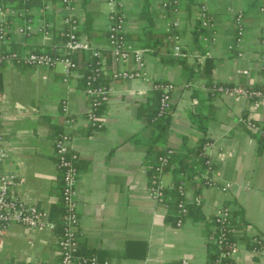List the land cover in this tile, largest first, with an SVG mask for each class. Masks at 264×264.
Masks as SVG:
<instances>
[{
	"label": "crops",
	"instance_id": "crops-1",
	"mask_svg": "<svg viewBox=\"0 0 264 264\" xmlns=\"http://www.w3.org/2000/svg\"><path fill=\"white\" fill-rule=\"evenodd\" d=\"M159 1L124 0V14L126 34L139 47L146 31L163 34L172 21L179 24L175 32L186 68L166 63L159 53L145 48L152 80L174 86L170 127L163 145L176 150L194 145L201 133L191 115L206 114L205 137L213 142L207 151L213 161L210 175L216 183H230L227 192L203 185L199 208L191 209L180 226L175 225V215L150 196L144 147L132 137L142 127L138 109L146 102L152 82L108 77L117 65L108 53L105 0H74L79 33L101 51L106 66L101 82L112 88L109 100L101 105L99 127L86 122L89 98L84 92V52L78 55L79 66L67 81L61 66L3 63L0 131L7 156L0 161V171L16 173L13 193L49 212L58 200L60 174L54 141L58 133L66 131L80 167L74 188L79 255L93 254L107 264H180L183 259L206 264L208 246L214 243L212 218L226 205L231 209L234 240H239L235 264H264V249L258 255L250 252L251 239L264 237V149L257 150L255 136L239 122L241 117H250L264 123V104L210 89L215 82L264 88V0H175L165 10ZM201 5L211 21V28L205 31L198 26ZM24 6L27 12L20 15ZM0 7L7 10L0 15L6 27V43L0 51L61 50L62 42H55L63 29L60 0H29L26 4L0 0ZM237 12L243 13L245 33L236 50L229 44L234 39ZM27 17L32 20V30L19 33L18 27L25 25ZM46 23L49 37L41 31ZM207 35L213 36L212 41ZM206 57L208 77L199 72ZM131 66L132 61L127 63ZM67 117L74 119L71 125L65 123ZM161 181L170 187L171 175H162ZM186 201H195L190 188ZM58 237L50 228L11 223L0 236V264L14 260L57 264Z\"/></svg>",
	"mask_w": 264,
	"mask_h": 264
},
{
	"label": "built area",
	"instance_id": "built-area-1",
	"mask_svg": "<svg viewBox=\"0 0 264 264\" xmlns=\"http://www.w3.org/2000/svg\"><path fill=\"white\" fill-rule=\"evenodd\" d=\"M26 4L29 0H16ZM175 0H160V7L165 10ZM62 4V35L64 41L61 43V50L59 52L47 51H29L26 53H19L14 50L0 51V65L3 63H23L28 66L48 67L54 68L61 66L63 73V80L67 81L69 77L74 74L77 69V64L72 55L75 52H84L87 58L96 57V65L88 75L84 77V92L89 98V107L87 108L86 122L93 127L100 125L101 117L99 115V108L102 104L109 100V95L112 91L111 85L108 83L98 82V76L105 72V62L102 58L101 51L95 48L84 36L79 33V20L76 16V8L74 0H60ZM108 8V48L111 52L113 64L116 68L112 69L108 75L111 79L132 80L136 78H143L146 81L152 82L153 88H158L161 91V99L159 106V113L169 110L172 103L171 93L173 91V84L169 82L155 83L148 74L145 62V53L147 49L135 45L132 41H128L125 35L126 31V16L124 14V0H105ZM263 10V8H260ZM7 10L0 7V15L4 16ZM200 15V24L204 27H211L210 15L207 12L205 5H201L198 9ZM27 12L25 6L19 11L20 15H25ZM4 20V19H3ZM0 21V46L6 43V27L5 22ZM177 21H172L167 27L166 32L169 33L168 40L171 42V52L174 55H182V45L180 37L175 29L178 26ZM32 20L30 17L26 18V23L18 27L19 33L28 34L32 30ZM50 25L44 24L41 26V31L44 36H50ZM245 33V25L243 21V13L237 12L234 17V39L229 47L237 50L241 44ZM213 39V38H212ZM242 53L238 52V56ZM132 61V66L127 67V63ZM89 65V64H88ZM264 70V66H263ZM213 88L223 95H233L237 98L246 100H253V104H264V88H250L238 84H224L215 82ZM74 119L67 117L65 123L71 125ZM239 122L245 126L250 132L264 137V126L250 117H241ZM70 136L68 132L59 133L54 141V151L58 159L57 166L63 169L62 175L64 179L63 199L66 207V213L63 216L64 225L62 233L57 240V252L59 254V262L57 264H107V261H100L95 255L81 256L78 254L79 240L77 235L78 215L75 209L74 188L78 172L72 165L71 159L66 157L70 151ZM213 147V142L208 140L203 146L204 153L208 156V169L205 175L206 186H216L222 192H227L230 188V183H216L213 179V161L207 154V151ZM7 152L4 145V136L0 131V161L4 160ZM76 157V154L71 156ZM17 174L14 172L0 171V236L5 228L11 223H21L30 227H46L54 230V222L49 218V212L45 211L36 205L28 204L19 198L13 189L16 185ZM164 188L159 174L153 175L149 183L150 196L166 206L164 200ZM178 217L175 220V225L180 226L183 218L188 214L186 203L180 201L178 203ZM214 233L213 242L220 249L216 264H222V259L230 258L234 260L235 255L239 249V240H234L229 244L228 249H222L223 243L226 242V233L231 227V209L224 205L217 209L214 214ZM227 246V245H226ZM264 249V237L254 236L251 239L250 252L254 255L260 254ZM1 264H42L40 262L24 263L20 261H8ZM180 264H190L186 259H183Z\"/></svg>",
	"mask_w": 264,
	"mask_h": 264
},
{
	"label": "trees",
	"instance_id": "trees-1",
	"mask_svg": "<svg viewBox=\"0 0 264 264\" xmlns=\"http://www.w3.org/2000/svg\"><path fill=\"white\" fill-rule=\"evenodd\" d=\"M199 30L205 31L209 30L211 27H204L200 23ZM125 35L128 41L126 31ZM169 33L165 32L163 34H155L152 31L148 30L145 32L144 37L141 39L143 48L152 49L155 53H159L161 59L166 63H178L183 65V67H187L186 60L182 55H174L172 52L170 53L168 46L170 45L168 40ZM107 38H108V30H107ZM208 41H212L213 36L207 35ZM55 42H63L64 37L62 35V31L60 37L57 36ZM135 44V43H134ZM136 45V44H135ZM164 47V51L162 48ZM109 56H111L110 50H108ZM76 54V55H75ZM81 54L79 52H75L72 57L74 61L78 65V55ZM75 55V57H74ZM86 58L82 57V59ZM96 57L86 58L84 64L82 66L86 67L85 75H88L92 70V67L96 65ZM208 62V58L206 57L201 63V68L199 72L201 75L208 77L209 73L206 69V65ZM89 64V65H88ZM98 82L102 81L101 75L98 76ZM161 81L156 80L155 83H159ZM211 92H218L217 89L213 88V84L210 87ZM160 99H161V91L158 88H153L150 91L146 102L142 103L138 109V117L142 123V127L138 133H136L132 140L137 144H142L145 152V164L148 167V172L150 175V179L153 175L159 174L162 175L168 173L171 175V186L164 188V200L166 203V207L170 213H173L175 219L178 217V203L183 201L186 203L188 208V212L191 209H198L200 206V202L197 200L199 197L200 189L203 185H205V175L208 169L207 159L208 156L203 151V146L209 138L205 137L206 134V114H193L191 115V121L196 126L198 131L201 133V136L197 138L196 142L192 146L183 145L180 150L170 149L163 145V140L165 139V135L170 127L171 120V111L172 105L169 110L159 113L160 109ZM101 110V106L99 108V112ZM264 126V123H261ZM99 127V126H98ZM246 128V127H245ZM247 129V128H246ZM248 130V129H247ZM249 131V130H248ZM252 133V132H251ZM59 134V133H58ZM57 134V135H58ZM257 142V150L261 151L264 149V137L258 134L252 133ZM187 139L185 138L184 141ZM75 154L73 151H69L66 154V157L71 159L72 165L75 167L77 171H79V158L76 156L72 158L71 156ZM56 162L58 163V159L56 157ZM59 170V178L57 180L56 193L58 196V200L52 205L49 211V218L54 222V231L60 236L62 233V228L64 225L63 216L66 213V207L63 199V187H64V179L62 175L63 169L58 167ZM190 188L193 190V196L195 201L192 204L187 203L186 201V192L187 189ZM212 222L214 224V217L212 218ZM231 227L233 228V221L231 219ZM234 231V230H233ZM233 231L230 230L226 233L227 240L223 243L222 249H228L229 244L234 241ZM215 236V233H213ZM227 245V246H226ZM220 249L217 247L215 243H210L207 250V263L206 264H216V258L218 257ZM83 255V256H91ZM99 260V259H98ZM222 264H235L233 259L224 258L222 259Z\"/></svg>",
	"mask_w": 264,
	"mask_h": 264
}]
</instances>
